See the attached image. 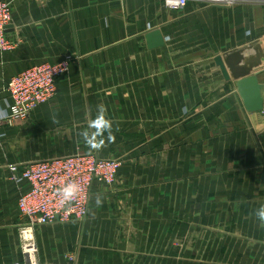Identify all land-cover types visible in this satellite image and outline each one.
I'll list each match as a JSON object with an SVG mask.
<instances>
[{"label":"crops","instance_id":"0c3cea01","mask_svg":"<svg viewBox=\"0 0 264 264\" xmlns=\"http://www.w3.org/2000/svg\"><path fill=\"white\" fill-rule=\"evenodd\" d=\"M3 1L12 8L6 38L14 46L0 53V116L8 113L13 76L41 63L67 61L68 70L51 101L0 129V264H26L17 199L27 185L11 182L8 166L77 154L123 163L112 187L92 185L83 228L99 226V212L117 210L132 236L118 241H130L131 250L111 255L91 245L96 256L77 245L93 244L91 237L55 222L34 227L37 263L65 264L73 251L76 264H264V220L256 215L264 206V100L261 111L247 112L236 82L224 80L213 61L264 40L262 5L243 17L245 30L235 9L198 1L178 10L163 0ZM154 30L164 44L150 48L146 36ZM253 70L264 99V64ZM106 121L110 129L101 133ZM204 144L225 146L228 156L213 171L186 173L181 166L201 156L182 151ZM109 196L124 201L99 211Z\"/></svg>","mask_w":264,"mask_h":264},{"label":"built area","instance_id":"2783aa9c","mask_svg":"<svg viewBox=\"0 0 264 264\" xmlns=\"http://www.w3.org/2000/svg\"><path fill=\"white\" fill-rule=\"evenodd\" d=\"M189 1L206 4L221 2L220 0H163V3L171 10H178L184 8ZM11 17V5L0 0V53L14 46L6 38ZM67 70V61L56 65L41 63L13 76L5 88L9 105L8 113L0 116V129L4 124L12 125L26 120L33 109L51 101L56 95V80ZM120 165L121 162L117 159H101L94 154H77L8 166V179L15 184L24 182L27 185L17 199L18 211L25 220V224L19 229V241L26 264H39L34 254L32 239L26 238V231L55 222L83 220L87 215L92 185L111 186L116 181ZM69 185H75L76 191L66 200L61 190ZM75 257L74 254L67 255L65 264H76Z\"/></svg>","mask_w":264,"mask_h":264},{"label":"rangeland","instance_id":"374dc122","mask_svg":"<svg viewBox=\"0 0 264 264\" xmlns=\"http://www.w3.org/2000/svg\"><path fill=\"white\" fill-rule=\"evenodd\" d=\"M221 2L215 3V4H206L203 3L204 6H229L230 8L235 9V13H236V25L237 28L242 27L243 25L246 26L245 30L247 29V21L243 19V17H245V15H247L248 10H251L253 12V10H255V7L258 5H262V7L264 8V0H225V2H222L224 0H220ZM249 21V20H248ZM243 37L242 34V29H237V42L239 40H241V38ZM260 40H256L253 41L252 44L258 42ZM248 46V44H247ZM246 46V47H247ZM207 129V127H206ZM204 134H206V130L204 132ZM145 150L147 148H144ZM159 149V148H158ZM157 149V150H158ZM173 150L177 149V148H172ZM225 149H227V147H221V145L219 144H215V145H205L202 146L201 148L199 147H195V146H188L184 149V151H182L183 154H188V155H200L201 159L200 160H196L190 163L185 164L186 166H181V168H183L182 170H184L186 173L190 174L192 172H196V170H199L200 167L202 166L204 171H208V170H215L216 167L215 166H221L223 163V157L228 156L227 153L225 152ZM156 150V151H157ZM153 152V151H152ZM177 164V163H176ZM142 165V164H141ZM123 163H121L120 169L122 168ZM179 166V165H178ZM225 167V165H224ZM179 168V167H177ZM218 167H217V171H218ZM183 172V171H182ZM119 180V178H116V181L110 186L112 187L114 184L117 183V181ZM109 187V186H107ZM193 188V186L191 184L188 185L187 189ZM107 193V192H106ZM200 196V195H199ZM198 196V197H199ZM188 199H194V198H190L188 197ZM116 201H124V200H120V198L118 197L117 199L115 197H108L107 204H105L103 207H99V211H102L101 209H106L109 208V206H107L109 203H113ZM204 205H206V202H204ZM110 211V212H108ZM107 214H105L104 212H102L100 214H98V217H101L103 221H99L96 223L99 226H92L89 227L87 225H85V229L83 228L84 226V222L85 219L88 217V213L87 215L84 217L83 220L81 221H72V222H68V223H63L60 222L61 224H63L62 226H64L63 228L65 229L63 232L67 233V230L70 232H73V235L75 237L79 236V238H88L91 237L94 241L93 244L91 242H86V244H84V242L79 243L77 245H87V250L90 253H95V255L97 256V252H92L90 249V246L92 245L93 247L96 248V245L102 248H110L112 253L111 255H118L119 252H126L125 250H131V242L129 241L128 243L125 242H119L118 239H123V237H127L128 236V240H130V238H132L131 236V228L130 227H122V224L119 225L118 223L121 220L118 217V215L116 214L117 210H108ZM119 214V212H118ZM123 214L121 213V217ZM173 217V215H172ZM124 218V217H123ZM177 218V217H174ZM128 219V218H127ZM117 221V223H116ZM105 223H108L107 225H105ZM116 224V225H115ZM32 232V244L34 245V249H35V257L37 259V255H38V245H37V241L35 239V233H34V228L33 230H31ZM206 235V233L204 234ZM93 236V237H92ZM106 239L108 237H113L114 239H112L113 241L110 242H101L98 240H95L94 238H101V237H105ZM131 236V237H130ZM208 244L204 245L202 248L205 249V247H207ZM211 249V244H209ZM59 248H61V246H59ZM129 252V251H128ZM75 254L73 251L72 253H69L67 255H73ZM128 255H130V253H126ZM66 255V256H67ZM100 255V254H99ZM106 254L99 256V258H101L102 256L104 257ZM77 260V256L75 257ZM105 260L106 257H105ZM235 259H231V261L233 262ZM88 263L87 264H96V261L92 260L91 258H88ZM113 264H131V261L128 259L127 261L123 260H118L116 262V260H110ZM221 263H226L227 262V258H222L220 260ZM99 263L101 264V260H99ZM132 264H133V260H132Z\"/></svg>","mask_w":264,"mask_h":264},{"label":"water","instance_id":"95a60500","mask_svg":"<svg viewBox=\"0 0 264 264\" xmlns=\"http://www.w3.org/2000/svg\"><path fill=\"white\" fill-rule=\"evenodd\" d=\"M150 48H157L164 44L163 37L158 30L146 36ZM264 40L249 44L246 48L232 54L216 56L213 61L219 68L224 80L236 82L237 92L240 95L247 112H259L263 108L262 87L253 73V69L264 64ZM247 53V56L243 55Z\"/></svg>","mask_w":264,"mask_h":264},{"label":"clouds","instance_id":"9594fccd","mask_svg":"<svg viewBox=\"0 0 264 264\" xmlns=\"http://www.w3.org/2000/svg\"><path fill=\"white\" fill-rule=\"evenodd\" d=\"M93 124H90V127H93ZM110 129V125L108 123V121H106L103 125V128L100 129V132L103 133L105 130H109ZM84 139H85V142L90 145L92 148L94 149H99L101 147V144L100 143H96L94 142L92 139H91V136L90 134H85V133H82ZM76 191V186L75 185H69V186H66L65 188H63L61 190V194L64 196V198L66 200L70 199L72 197V194H74ZM100 201L97 200V204H99ZM257 217L261 220H264V206H262L256 213Z\"/></svg>","mask_w":264,"mask_h":264},{"label":"bare ground","instance_id":"6f19581e","mask_svg":"<svg viewBox=\"0 0 264 264\" xmlns=\"http://www.w3.org/2000/svg\"><path fill=\"white\" fill-rule=\"evenodd\" d=\"M31 232H32L31 230H27V231H26V238H27L28 240H31L32 237H33V235H32Z\"/></svg>","mask_w":264,"mask_h":264}]
</instances>
